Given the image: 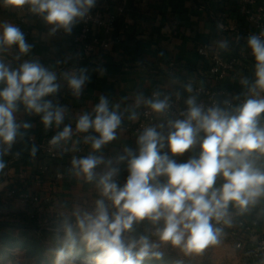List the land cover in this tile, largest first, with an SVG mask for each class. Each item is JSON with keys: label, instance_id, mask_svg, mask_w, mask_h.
<instances>
[{"label": "clouds", "instance_id": "clouds-1", "mask_svg": "<svg viewBox=\"0 0 264 264\" xmlns=\"http://www.w3.org/2000/svg\"><path fill=\"white\" fill-rule=\"evenodd\" d=\"M95 5L96 0H0L7 11L39 17L47 37L71 35ZM215 44L220 52L232 48L227 38ZM33 47L19 26L0 21V180L7 175L5 157H20L12 149L18 141L27 143L33 126L18 121L22 107L25 115L40 117L45 132L56 130L47 141L50 153L63 158L87 147L86 155L71 156L66 172L96 193L91 204L57 214L48 249L53 264H77L81 252L82 264H166L167 248L195 259L219 245L225 229L241 217L264 218V29L246 42L255 60L254 79L240 77L243 92L231 99L212 97L206 104L198 100L201 90L193 80L172 77L148 94L137 90L131 100L112 102L101 95L90 111L75 117L50 97L66 85L79 99L90 80L88 69L61 68L72 56L45 66ZM185 93V107L174 110ZM141 118L147 123L135 135L137 147L123 144L105 156L125 121ZM26 150L34 159L38 146ZM186 152L190 158L178 163L175 157ZM122 164L128 176L121 186Z\"/></svg>", "mask_w": 264, "mask_h": 264}, {"label": "crops", "instance_id": "crops-1", "mask_svg": "<svg viewBox=\"0 0 264 264\" xmlns=\"http://www.w3.org/2000/svg\"><path fill=\"white\" fill-rule=\"evenodd\" d=\"M238 3L239 0H96L90 12L99 14L103 20L111 19L112 23L108 28L100 25L90 27L89 42L95 40L107 46L96 44L94 51L88 54L75 42L79 23L71 35L58 32L54 37H47L48 27L39 17L0 7V21L8 20L20 27L26 41L34 45L33 55L45 66L55 65L57 60L72 56L73 59L61 68L75 66L88 69L90 80L79 99L72 96L66 85L55 97H50L54 102L66 106L71 117H75L90 111L101 95L108 96L112 102H119L125 96L131 100L137 90L142 89L148 94L158 85L169 83L172 77H179L183 81L191 79L195 82L194 86L211 85L207 63L196 53V48L201 44L210 46L211 52H219L226 58L237 54L240 56L230 84L235 88H230L236 91L242 89L240 77L254 79L255 60L246 48L247 41L242 34L243 17L235 6ZM236 37H239L238 42L235 41ZM223 38L232 41L229 52L216 49L215 42ZM17 119L33 125L28 130L27 138L33 136L42 139L47 136L48 132L43 129L39 116L25 115L21 107ZM68 122L66 119L65 123ZM72 122L74 126V120ZM135 123L125 121L120 138L105 149V156L114 155L123 144L132 149L137 147L135 136L129 130ZM30 146L28 141H18L12 152H21L20 157H5L8 168L5 169L7 175L0 180V216L11 213L29 215L32 209H36L43 212L45 217H56L74 204H91L96 196L95 191L70 179L66 172L71 156L86 155V146L82 145L79 153H69L57 160L40 154L31 158L26 150ZM191 155V152H186L175 159L183 163ZM127 176L126 164L120 165L117 180L121 186ZM11 191L14 193L11 194ZM25 192L37 195L39 202L33 204L29 200H22L20 195ZM63 204L67 205L66 209L61 208ZM239 221L249 226L253 221L257 223L249 231H244L248 246L264 239V218H257L253 214L247 218L241 217ZM235 226L225 229L226 235L216 248H234L229 233Z\"/></svg>", "mask_w": 264, "mask_h": 264}, {"label": "built area", "instance_id": "built-area-1", "mask_svg": "<svg viewBox=\"0 0 264 264\" xmlns=\"http://www.w3.org/2000/svg\"><path fill=\"white\" fill-rule=\"evenodd\" d=\"M238 11L243 17V28L242 34L247 41V38L252 34H258L261 29H264V1L259 0H239ZM22 21V20H21ZM112 23L111 19H102L99 14L90 12L88 17L79 23L78 32L75 37V42L82 46L85 53H92L96 44L100 47H106L107 44L104 42H89L88 35L90 32V27L93 25H100L104 28H108ZM205 44H201L196 48V53L207 63V74L212 82L211 85H197V89L201 90L198 100L209 104L211 98L215 97L218 101L222 102L224 99H231L233 96L238 95V90H233L230 88L233 73L240 60V56L234 55L231 57H223L219 52H211L206 49ZM241 90V89H240ZM187 98L185 93L180 101L175 102V107L183 109L184 99ZM147 123L144 118H141L133 126L129 128L133 136L136 135L137 131L141 128L143 124ZM55 129L48 130L46 137L42 139H37L33 136L27 138L30 144H35L38 146V154L44 155L52 160L59 159L48 151L47 141L51 138L50 134L53 133ZM36 156V157H37ZM59 178V175L57 176ZM14 191H11L13 194ZM22 200H29L33 204L39 202L37 195H29L28 193H22L20 195ZM257 223L253 221L251 226H255ZM251 226L246 225L244 222L239 221L235 228L230 231V237L233 242V247L237 250H241L247 261V264H260V261L264 259V239H260L256 243L247 245V238L244 235V231H249Z\"/></svg>", "mask_w": 264, "mask_h": 264}, {"label": "rangeland", "instance_id": "rangeland-1", "mask_svg": "<svg viewBox=\"0 0 264 264\" xmlns=\"http://www.w3.org/2000/svg\"><path fill=\"white\" fill-rule=\"evenodd\" d=\"M37 213L39 215L37 226L0 227V234L7 237L6 241L0 240V264H53L54 258L49 254L48 249L51 230L55 223L53 226L46 225L43 212L37 211ZM21 217V214H1L0 221L8 222L11 218L17 219L16 223H19ZM47 219L54 218L48 216ZM137 232L138 234L143 233L142 226ZM30 239H33L34 242ZM164 251L166 264H174L177 260L183 261V264H247L242 252L234 248L225 249L215 246L207 249L202 257L195 259L183 257L182 254L171 248L164 249ZM77 264H82V259L77 258Z\"/></svg>", "mask_w": 264, "mask_h": 264}, {"label": "trees", "instance_id": "trees-1", "mask_svg": "<svg viewBox=\"0 0 264 264\" xmlns=\"http://www.w3.org/2000/svg\"><path fill=\"white\" fill-rule=\"evenodd\" d=\"M259 1L262 2L264 0H259ZM235 6H236V8H238V4H235ZM230 87H232L233 89L235 88L234 86H231V85H230ZM21 216H22L21 219H20L21 221L18 220V221H20L19 223H21V224L16 223L17 222V219H11L10 218L8 222L7 221L6 222L0 221V227H3V226H11V227H15L16 226L17 227V226H30V225L37 226V221H38V216L39 215H38L36 209H32V211L30 212L29 215H27V214H21ZM16 218H18V217H16ZM47 218L48 217H45L44 218V221H45L44 223L46 225L48 224L49 226H53V224L56 221V217H53L54 218V219H52L53 221L52 220H49ZM10 220H12V221H10ZM142 228H143V225H142ZM0 240L6 241L7 240V237H4V236H2V234H0ZM30 240L33 241V239H30ZM84 255H85V253L81 252L80 255L77 256V258L83 259V256ZM146 264H159V262H157V261H150V262H146Z\"/></svg>", "mask_w": 264, "mask_h": 264}, {"label": "water", "instance_id": "water-1", "mask_svg": "<svg viewBox=\"0 0 264 264\" xmlns=\"http://www.w3.org/2000/svg\"><path fill=\"white\" fill-rule=\"evenodd\" d=\"M242 92H243V89H241V90H238V93H239V94H241Z\"/></svg>", "mask_w": 264, "mask_h": 264}]
</instances>
